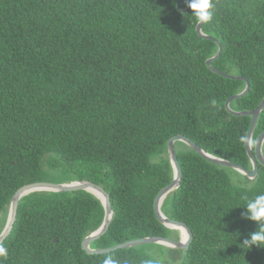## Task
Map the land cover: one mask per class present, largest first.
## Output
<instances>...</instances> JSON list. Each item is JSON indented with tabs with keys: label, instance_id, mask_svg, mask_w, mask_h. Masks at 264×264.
<instances>
[{
	"label": "trees",
	"instance_id": "16d2710c",
	"mask_svg": "<svg viewBox=\"0 0 264 264\" xmlns=\"http://www.w3.org/2000/svg\"><path fill=\"white\" fill-rule=\"evenodd\" d=\"M179 1L0 0V234L16 191L45 181L49 169L72 175L66 183L91 180L109 193L113 220L92 248L149 236L179 240L181 232L162 224L154 207L174 179L168 141L176 135L252 168L246 149L252 117L226 108L247 82L208 67L220 47L198 34L199 22L191 9H178ZM213 3L203 32L222 52L212 66L248 79L249 92L231 107L253 110L264 98V0ZM263 131L264 110L253 145ZM175 146L183 179L162 211L193 232L180 264H264V248L241 247L259 229L246 203L264 194V166L240 185L227 166L182 141ZM104 217L103 203L86 190L31 193L20 200L2 243L8 256L0 260L103 264L111 255L120 264H163L144 245L87 253L82 242Z\"/></svg>",
	"mask_w": 264,
	"mask_h": 264
},
{
	"label": "water",
	"instance_id": "95a60500",
	"mask_svg": "<svg viewBox=\"0 0 264 264\" xmlns=\"http://www.w3.org/2000/svg\"><path fill=\"white\" fill-rule=\"evenodd\" d=\"M183 1L184 0H180L177 7L181 12H187L190 10V8L188 7L184 9L181 8V4L183 3ZM203 25L204 24L198 23L197 25L198 34L204 38L214 40L216 43H218L220 47L219 52L214 57L207 60L208 67L211 70H213L215 73H218L224 77L241 79L247 82L246 88L241 93H238L230 97L226 101V108L231 114L235 116L250 115L252 117L250 129L248 131V135L246 139V149H247L248 155L252 163V168L248 169L242 165L235 164L227 159L215 156L207 152L205 149L201 148L197 143L192 141L187 136L176 135L168 141V154H169V158L171 160V163L174 169V179L172 180L171 183H169L167 186L161 189V191L158 193V195L155 198L154 207H155L156 216L162 224H164L165 226L169 228L178 229L181 233L182 232L185 233V236L182 235L179 240H174L172 238L164 237V236H149V237H144L140 239L129 240V241H126L124 243H121L119 245L109 247V248H92L91 246L92 243L95 240L101 238L103 235H105L107 231L109 230L110 225L113 220L114 211L112 208L111 197L109 193L106 191V189L100 184H97L91 180L85 179V180L73 181L69 183H52V182H46V181H39V182H34V183L24 185L21 188H19L12 198L7 224L3 232L0 234V244H2L12 232L14 223L16 221L17 214H18L19 203H20V200L24 196H27L34 192H40V191L69 192V191L86 190L94 194L97 198H99L105 207V217H104V221L101 227L95 232L85 237L82 242V247L87 253L105 254V253H109V252H112L118 249H127L131 247L142 246V245H147V244H161V245L171 247V248H176V249H188L193 240V232L191 228L189 227V225L185 222L169 218L162 211V204L164 200L169 194L173 193L175 190H177L180 187L182 179H183V171L181 169V166L178 160L176 146H175L176 142L178 141H182L186 143L193 150H195L199 155H201L203 158H205L206 160L210 162H213V163H216L222 166L231 167L234 170L238 171L240 174L247 176L250 179H255L258 176L259 164H262L264 166V152H263L264 131L258 136L255 145H253V134H254L257 121L262 111L264 110V98L261 101V103L253 110L236 111L232 109L231 102L237 98L245 96L250 90V83L248 79L245 77L231 76L212 66V62L221 56L222 45L216 38L210 35H207L206 33L203 32ZM250 142L252 145L251 147L249 146Z\"/></svg>",
	"mask_w": 264,
	"mask_h": 264
},
{
	"label": "clouds",
	"instance_id": "9594fccd",
	"mask_svg": "<svg viewBox=\"0 0 264 264\" xmlns=\"http://www.w3.org/2000/svg\"><path fill=\"white\" fill-rule=\"evenodd\" d=\"M175 2V0H174ZM186 6L192 10L191 17L201 24L209 23L213 19V9L215 7L213 0H185ZM244 139L243 137L241 138ZM251 147V142L249 144ZM248 218L259 224V229L250 233L249 238L244 239L241 247L250 249L253 245L264 248V194L257 195L246 203ZM8 249L0 244V258H7ZM2 264V260H0ZM103 264H120L119 260L111 255L107 256ZM144 264H151V261H144Z\"/></svg>",
	"mask_w": 264,
	"mask_h": 264
},
{
	"label": "rangeland",
	"instance_id": "374dc122",
	"mask_svg": "<svg viewBox=\"0 0 264 264\" xmlns=\"http://www.w3.org/2000/svg\"><path fill=\"white\" fill-rule=\"evenodd\" d=\"M185 148L186 147L184 144H177L178 151L185 150ZM223 170L230 175L232 181L236 184L246 185L252 183V180L250 178L240 174L239 172L230 167H224ZM47 171V176L44 177V180L46 182L66 183L67 181L73 179L72 175L60 174L56 171H49V169H47ZM164 247L165 246L161 244H147L142 246V249L163 264H180L181 255L183 254V251L180 249L171 251L164 249ZM176 257H178L177 260H175Z\"/></svg>",
	"mask_w": 264,
	"mask_h": 264
},
{
	"label": "bare ground",
	"instance_id": "6f19581e",
	"mask_svg": "<svg viewBox=\"0 0 264 264\" xmlns=\"http://www.w3.org/2000/svg\"><path fill=\"white\" fill-rule=\"evenodd\" d=\"M182 235H183V236H185V233H184V232H182Z\"/></svg>",
	"mask_w": 264,
	"mask_h": 264
}]
</instances>
